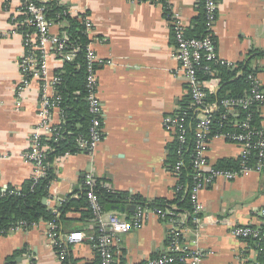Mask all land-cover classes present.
<instances>
[{
    "label": "crops",
    "instance_id": "0c3cea01",
    "mask_svg": "<svg viewBox=\"0 0 264 264\" xmlns=\"http://www.w3.org/2000/svg\"><path fill=\"white\" fill-rule=\"evenodd\" d=\"M199 1L58 0L64 14L83 21L88 16L93 24L92 47L104 61L99 64L98 93L104 109L105 136L95 151L94 162L85 152L52 161L55 177L43 198L50 209L85 195L83 181L92 166L96 177L111 186L110 191L138 194L148 203L174 202L181 190V198L186 197L187 188L178 186L173 140L162 117L181 108L189 95L184 77L175 74L179 62L170 14L180 11L190 28L199 15ZM52 20V33H68L67 19ZM32 31L23 0H0V192L22 188L35 175L26 152L41 122V80L33 79L21 96L17 90L22 78L20 62L27 49L25 36ZM214 31L219 57L232 64L230 70L237 68L233 78L247 68L259 77L264 89V0H220ZM64 62L50 57L52 77ZM220 89L219 79L209 81L210 94ZM258 116V125L264 129V104ZM61 120V111L55 109L53 121ZM206 156L210 168L228 159L234 161L231 168L237 169L241 146L213 137ZM200 198L206 215L216 218V222L206 218L201 228L204 264H264V242L241 239L232 233L236 225H264L259 216L264 208V170L232 180L217 178L201 191ZM124 203L105 199L107 209L130 217L134 206ZM119 205L124 209H116ZM48 221L40 218L31 226L18 223L1 233L0 264L10 259L14 264H59L51 246ZM57 224L61 234L80 230L89 235L97 230L80 207L70 209ZM192 236V229L188 230L187 237ZM169 237L170 224L152 213L141 228L119 235L114 247L115 264H145L167 251ZM97 257L92 242L84 240L69 246L66 262L96 264Z\"/></svg>",
    "mask_w": 264,
    "mask_h": 264
},
{
    "label": "built area",
    "instance_id": "2783aa9c",
    "mask_svg": "<svg viewBox=\"0 0 264 264\" xmlns=\"http://www.w3.org/2000/svg\"><path fill=\"white\" fill-rule=\"evenodd\" d=\"M48 1L50 0H23L27 23L33 31L25 36L27 49L20 62L22 78L17 87L19 95L21 96L29 88L33 79L41 80L38 106L41 122L32 134L31 149L26 152L27 160L34 165L35 179L46 175L47 167L43 161L48 152L54 150L47 141L62 138L60 123L53 121V111L60 110L61 97L56 91V85L60 79L57 75L53 77L50 75L49 59L54 55L65 61L72 58V54L82 48L81 45L68 43L70 41L68 33L58 34L50 31L54 22L47 16L44 3ZM218 8L217 0H206L205 25L208 32L200 37L187 35L188 24L180 11L175 10L170 14L175 54L179 62L175 74L184 77L191 103L186 108H179L164 115L162 124L170 132L173 143H177V160L174 170L179 180L178 186L182 189L185 186L181 183V176L187 164V154L191 150L192 171L189 174L191 183L186 188L192 209L176 212L177 206L174 204L163 209L130 199L124 203L127 206H134L130 217L117 210H109L103 206L98 191L103 188L111 190V186L96 177L92 166L85 173L83 185L88 206L93 215L92 220L96 224V233L88 235L83 231L73 230L61 234L57 221L49 220V238L51 246L57 253L59 264H67V251L70 245L84 240L92 242L101 257L102 264H115L114 247L119 235L131 229L141 228L152 213L170 224V237L167 251L158 257L149 258L145 264H204L206 251L200 245L201 228L206 218L215 222L216 218L206 215L205 205L200 198L201 191L213 184L217 178L232 180L249 172L264 170V129L252 123L254 114L259 113L264 104V89L259 77L255 73L248 74L251 88L245 95L226 96L217 102L205 101L208 97L209 81L218 79L219 70L215 65L233 67L232 64L221 59L218 54L214 31ZM83 19L90 38L84 49L87 57L86 88L91 120L88 134L77 136L76 142L79 150L77 153L89 154L94 162L95 151L105 136L104 109L98 93V66L104 61L99 58L92 47L90 36L93 24L88 16ZM203 76H210L211 79L205 81L202 79ZM190 119L196 121L193 144L189 140L187 127ZM213 122H216L219 128L228 126L230 129H218L213 132L211 130ZM213 137H222L240 144L241 161L237 169L209 167L206 153ZM67 155L71 153L63 156ZM254 155L255 159H253ZM54 212L58 216L59 211L54 209ZM259 216L264 223V208L260 210ZM19 225H25V222L21 221ZM191 229L193 236L188 238L187 231L191 232ZM232 233L241 239L264 242V225H236ZM262 244L264 249V243Z\"/></svg>",
    "mask_w": 264,
    "mask_h": 264
},
{
    "label": "trees",
    "instance_id": "16d2710c",
    "mask_svg": "<svg viewBox=\"0 0 264 264\" xmlns=\"http://www.w3.org/2000/svg\"><path fill=\"white\" fill-rule=\"evenodd\" d=\"M220 2V0H217ZM205 2L206 0L199 1V15L194 18L193 26L187 28V35L190 37H200L205 35L208 31L206 30V15H205ZM47 8V16L51 21L57 18V20L67 19L69 22L68 36L70 45H81L82 48L75 51L72 54V58L65 60L64 65L57 71V76L59 77V83L56 85L57 93L61 97L59 107L61 110L62 121L60 123V132L62 138L59 140H48L47 142L53 147L54 150H50L46 157L44 158V163L46 164V175L35 179L34 177L26 181L22 188H8L5 191L0 192V234L9 231L13 226H16L21 221L25 222V225L31 226L35 224L40 218L46 220L55 219L57 222L64 220L66 218V213L73 207H80L84 209V217L93 218L92 212L89 209L86 194L83 195L81 199H68L62 203L61 206L57 208L59 211L58 216L55 214L53 209H50L47 205L43 203V198L47 196V190L49 184L54 179L55 174L52 167V161L59 156H63L66 153L76 154L79 152L76 138L80 135H87L91 114L89 112V104L87 101V88H86V77H87V57L86 50L84 47L90 41V38L86 31L85 21L79 18L70 16L67 12L64 14V10L58 4V0H50L44 3ZM26 9L24 8V12ZM57 14L59 17H57ZM219 70V75L217 78L221 81V89L216 94H210L208 91V97L205 99L206 102H217L221 98L230 96L238 97L245 95L251 88L250 81L248 80V74L251 73L249 69H245L243 73L234 77L236 70H230L229 66L226 65H215ZM243 66V65H242ZM241 67V66H240ZM99 68V66H98ZM203 80L208 81L211 79L210 76H203ZM191 103L190 96L185 99L181 108H186ZM219 115V114H218ZM218 119V118H217ZM194 119H190L187 124L189 140L193 144L195 139ZM257 127L261 128L259 124L258 113L254 114L252 119ZM189 125V126H188ZM218 129L228 130L230 127L222 126L218 127L216 122H213L211 130L216 131ZM210 138V137H209ZM174 149L175 160H177V143L174 142L172 145ZM191 150L187 154V164L185 166L184 174L181 176V183L187 187V182L191 183L189 179V174L192 171L191 164ZM255 155L253 159H255ZM234 161L228 159L220 160L215 168L228 167V169L233 166ZM188 174V175H187ZM188 184V185H189ZM184 190L179 192L178 198L174 201L176 202L177 208L176 212H182L183 210H191L192 203L190 201L189 195L187 194L185 198H181V194ZM99 197L103 206L106 208L105 199L113 202H125L127 200L140 201L143 204H150L151 206L161 207L166 209L170 204L174 202L170 201H154L153 203H148L138 194H131L129 192L121 191L114 192L107 190L105 188L98 191ZM69 249V248H68ZM97 262L101 263V257L97 252ZM7 264H14L13 259Z\"/></svg>",
    "mask_w": 264,
    "mask_h": 264
},
{
    "label": "water",
    "instance_id": "95a60500",
    "mask_svg": "<svg viewBox=\"0 0 264 264\" xmlns=\"http://www.w3.org/2000/svg\"><path fill=\"white\" fill-rule=\"evenodd\" d=\"M116 209H124V207H119V206H117V208Z\"/></svg>",
    "mask_w": 264,
    "mask_h": 264
}]
</instances>
